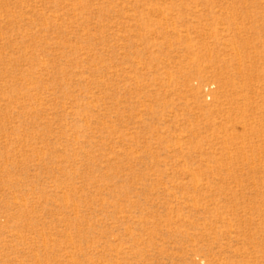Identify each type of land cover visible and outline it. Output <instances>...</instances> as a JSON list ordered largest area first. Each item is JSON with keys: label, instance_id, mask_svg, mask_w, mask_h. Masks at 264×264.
<instances>
[{"label": "rangeland", "instance_id": "1", "mask_svg": "<svg viewBox=\"0 0 264 264\" xmlns=\"http://www.w3.org/2000/svg\"><path fill=\"white\" fill-rule=\"evenodd\" d=\"M0 264H264V0H0Z\"/></svg>", "mask_w": 264, "mask_h": 264}]
</instances>
